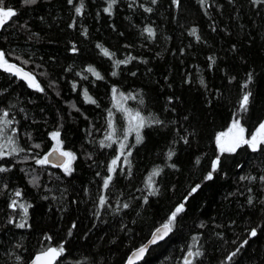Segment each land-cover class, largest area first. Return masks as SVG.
<instances>
[{"label": "trees", "instance_id": "trees-1", "mask_svg": "<svg viewBox=\"0 0 264 264\" xmlns=\"http://www.w3.org/2000/svg\"><path fill=\"white\" fill-rule=\"evenodd\" d=\"M4 3L17 14L0 27V52L42 91L0 67L11 122L0 150L18 149L0 157V264L51 246L64 249L56 264H124L181 204L138 264H185L188 251L200 253L191 264H264V144L220 153L216 139L247 93L248 134L264 121V0ZM119 96L145 118L139 142ZM57 131L75 152L71 172L36 163Z\"/></svg>", "mask_w": 264, "mask_h": 264}, {"label": "snow or ice", "instance_id": "snow-or-ice-1", "mask_svg": "<svg viewBox=\"0 0 264 264\" xmlns=\"http://www.w3.org/2000/svg\"><path fill=\"white\" fill-rule=\"evenodd\" d=\"M36 2V0H24L25 4H34ZM69 2L71 3V0H69ZM153 2H155V0H153ZM111 3H115V0H111ZM111 3L109 4V8H106L105 11H110L111 9ZM82 10V5L81 7H77L76 8V12L80 13ZM150 11V9H149ZM16 11L13 10L11 7H6L4 0H0V27H3L12 17H14L16 15ZM145 31H147L150 35L153 34V30L151 28H147L145 29ZM193 34H195V29H193ZM99 47V46H98ZM75 51V49H73ZM104 55L105 56H110L113 55L111 53L108 52L107 49H104ZM125 61H116L117 66L121 63H124ZM0 67H3L6 71H15L17 74H21L22 73V69H17L15 65H11L7 62V60L4 58V54L3 52H0ZM89 72H92L94 75L97 76V78H102L100 77L98 72H95V70L92 67L88 68ZM113 75H116L115 72H113ZM23 76L25 79H28L29 81V85L31 87H35L37 89H39V84L35 82V77L31 76V74L29 73H23ZM42 91V89H39ZM113 92H116V89H113ZM85 99L88 102L91 103H95L94 100H92L91 97H89L87 95V91L85 90ZM249 95L250 94H245L243 96V99L241 101V109L246 110V106L248 104L249 101ZM129 132L132 131H136L137 133V142L140 141L141 137L139 136V129L145 126V118L142 117L140 115V112H136L134 115L129 113ZM8 117V112H3L2 115H0V136H2L4 134V128L3 126H6L8 124H10L11 122L9 120H7ZM156 123H159V121H155ZM244 128L241 126L240 122L238 119H234L232 126L229 128L227 133H221L219 134V136L217 137V143L219 145L220 151L223 152H234L238 147H240L241 145L247 144L250 145L251 148L253 149V151H255L260 145L264 144V123H261L259 125V128L257 129V131L255 133H253L251 135V139H245L244 137ZM59 132H54L51 134L52 138L54 140H56V146L52 149V151H50L48 154H46L42 159H37L36 163L40 164V165H45L49 163V158L51 156H53L56 153H59L60 156L62 157H66L67 159L65 160V162L61 165L64 168L65 172H71V161L75 159V156L72 152L69 151H63L61 148V144L62 142L59 139ZM109 139H111V136L108 137ZM226 138V139H225ZM9 142L11 143L12 141L9 140ZM103 144V141L101 142ZM3 146H0V148H2ZM36 147H39V145H36ZM124 145L121 144V148H123ZM18 151V149L13 148L12 149V153ZM19 151H23V149H19ZM12 153H5L2 150H0V157L4 156V155H11ZM172 153H169V156H171ZM113 164L116 163L115 160H113L112 162ZM219 164V158H217L216 161L213 162V171L216 170V168L218 167ZM7 169L4 168H0V172L6 171ZM158 173L153 172L152 175H156ZM213 178V174L212 172H209L208 175L205 177L206 180H211ZM264 179V178H262ZM36 178H34V182H35ZM111 180V177H108V179L105 180V187L108 186L109 181ZM149 182L151 183V176L149 177ZM199 187V185L196 186V188L192 189V192H195L197 190V188ZM15 195L19 196L20 192L17 191L15 193ZM104 198L101 197V204H103ZM15 205V201H13V206ZM124 207H127V205H124ZM183 204L179 205L175 211L171 214V218L169 219L168 223L163 225V235H159V233H161V229H157L156 233L153 234L154 238L152 241H150V243H155L158 239H163L164 235H167L168 232L171 231V224L172 222L175 220V217L178 213H180L181 211H183ZM25 211H27V209H25ZM24 225H20V227H23ZM252 236L256 235V230L253 229L251 232ZM246 243V241H245ZM147 246L145 245L144 247H141L138 250V255L137 258H140L143 253L145 252ZM63 246H61L59 249L57 248H49L46 251L42 252L41 255L36 257V264H52V262L55 260V258L57 256H59L62 252H63ZM192 255H200L199 252L196 253H191L189 252V256ZM233 255H235V253H233ZM229 259H231V257H229ZM131 264V261H130ZM185 264H191V261L188 260L187 258L185 259Z\"/></svg>", "mask_w": 264, "mask_h": 264}, {"label": "water", "instance_id": "water-1", "mask_svg": "<svg viewBox=\"0 0 264 264\" xmlns=\"http://www.w3.org/2000/svg\"><path fill=\"white\" fill-rule=\"evenodd\" d=\"M8 63L11 64V65H15L17 69H22V73L21 74H17L15 71L10 72V71H6L4 69L6 72L12 73L15 77H18L20 80L25 81L28 85H29V81H28V79L24 78L23 73H29V74H31V76L35 77V82L39 84L38 79L36 78L34 73H32L30 70L24 68L22 65L14 62V61H8ZM66 159H67L66 157H62V156L59 155V153H56V154H54L53 156H51L49 158V163L55 165L56 167H62L61 165L65 162ZM158 228L162 230L161 233H159V235H163V225L159 226ZM156 230H154V232L151 234L150 238L146 241V243L143 246H141V247H144L145 245L147 246V248H146L145 252L143 253V255L140 258H137L138 250L141 248V247H137L136 249L131 251V253L128 255V257H127V259H126L124 264H130V261H131V264H138L139 262H141L146 257L147 253L149 252V250H150V248L152 246L164 241L171 233V231H170V232H168L167 235L163 236V239H158L155 243H150V241H152L153 238H154L153 234L156 233ZM49 248H57V249H59L57 246H51ZM49 248H47V249H49ZM47 249L36 253L28 264H36V257L41 255V253L46 251ZM61 256H62V253L55 258V260L52 262V264H56ZM186 258L188 260H191L192 256H189V253H188Z\"/></svg>", "mask_w": 264, "mask_h": 264}, {"label": "bare ground", "instance_id": "bare-ground-1", "mask_svg": "<svg viewBox=\"0 0 264 264\" xmlns=\"http://www.w3.org/2000/svg\"><path fill=\"white\" fill-rule=\"evenodd\" d=\"M8 61H10V60H7V62ZM3 70H4V68L3 67H1ZM5 71V70H4ZM6 72V71H5ZM6 73H8V74H10V75H12V76H14L12 73H9V72H6ZM33 73V72H32ZM34 75L36 76V78L38 79V81H39V87H40V85H41V82H40V79L38 78V76H37V74H35L34 73ZM247 94H250V93H247ZM243 99V98H242ZM249 100H250V95H249ZM249 102V101H248ZM248 105V104H247ZM116 106H118V105H116ZM247 111L246 110H243V109H241V111L235 116V118L234 119H238L239 120V122L242 124V126H244L243 125V122H242V119H241V115L242 114H244V113H246ZM233 119V120H234ZM233 120H231L230 122H229V124H228V126L223 130V131H225V130H227L231 125H232V123H233ZM262 123H264V121L262 122ZM259 127V125L257 126V128ZM244 128H245V130H246V136H247V138L248 139H250L251 138V136L248 134V132H247V129H246V127L244 126ZM257 128L254 130V132L257 130ZM223 131H221V132H223ZM132 132H129L128 134H131ZM133 134H134V131H133ZM56 146V144L54 145V147ZM242 146V145H241ZM240 146V147H241ZM54 147H52L46 154H48L50 151H52V149L54 148ZM61 148H62V150L63 151H69V152H72L73 154H75V152L73 151V150H66L62 145H61ZM239 148V147H238ZM238 148L235 150V151H237L238 150ZM234 151V152H235ZM220 152V151H219ZM220 153H222V152H220ZM224 153V152H223ZM225 153H228V152H225ZM45 154V155H46ZM44 155V156H45ZM217 160V159H216ZM215 160V161H216ZM48 164H50V165H52V166H55V165H53V164H51V163H48ZM56 167V166H55ZM58 168H62V167H58ZM164 225V224H163ZM150 238V237H149ZM146 242H144L142 245H140L139 247H141V246H143L144 244H145ZM189 252H191V253H193V251H188L187 253H186V255H185V257H184V262H185V259H186V257H187V254L189 253ZM194 257V255H192V258ZM33 258V257H32ZM31 258V259H32ZM31 259L30 260H28V262L26 263V264H28L30 261H31ZM192 260V259H191ZM190 260V261H191Z\"/></svg>", "mask_w": 264, "mask_h": 264}, {"label": "rangeland", "instance_id": "rangeland-1", "mask_svg": "<svg viewBox=\"0 0 264 264\" xmlns=\"http://www.w3.org/2000/svg\"><path fill=\"white\" fill-rule=\"evenodd\" d=\"M4 58L6 59V60H9L8 58H6V56L4 55ZM124 103H125V99L123 98V97H118V101H117V105H118V109H120L123 113H124V118H125V121H126V124H125V129H126V131L129 129V113H131V114H135L136 112H134V111H132V109L131 108H124ZM241 124V123H240ZM232 126V125H231ZM230 126V127H231ZM241 126H242V124H241ZM229 127V128H230ZM243 128H244V126H242ZM229 128L227 129V130H225V131H223V132H220L219 134H221V133H227L228 132V130H229ZM259 128V127H258ZM257 128V129H258ZM244 130H245V128H244ZM257 131V130H256ZM255 131V132H256ZM254 132V133H255ZM219 134L217 135V137L219 136ZM244 137H245V139H248L247 138V136H246V130L244 131ZM217 139V138H216ZM226 139V138H225ZM251 139V138H250ZM218 144V143H217ZM218 147H219V145H218ZM219 151H220V148H219ZM221 152V151H220Z\"/></svg>", "mask_w": 264, "mask_h": 264}]
</instances>
